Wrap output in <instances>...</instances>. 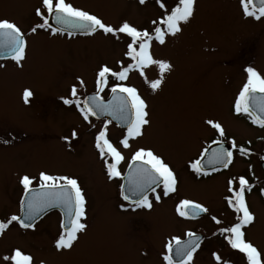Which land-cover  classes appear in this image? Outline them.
Here are the masks:
<instances>
[{
  "label": "rangeland",
  "instance_id": "rangeland-1",
  "mask_svg": "<svg viewBox=\"0 0 264 264\" xmlns=\"http://www.w3.org/2000/svg\"><path fill=\"white\" fill-rule=\"evenodd\" d=\"M66 2L96 15L107 25L118 27L127 21L138 30L151 32L155 27L152 21L159 22L178 0H161L163 9L156 0H146L144 5L139 0ZM41 3L42 0H0V19L16 23L27 41L25 58L19 65L15 61L0 63V221L7 222L10 216L18 215L23 195L20 177L36 178L44 171L78 180L86 200V219L82 221L86 228L71 249L57 251L55 242L61 233L57 212L39 221L31 231H22L13 222L0 235V264H10L3 256L15 248L31 255L33 264H160L159 257L165 256L163 244L190 228L189 223L176 217L181 200L199 203L213 215L219 213L212 203L220 196L217 184L224 191L227 181V187L221 177L219 182L207 180L200 184L192 176L191 164L203 149L197 139L199 126L206 128L203 121L208 119L219 122L225 132L222 139L237 143L234 131L238 123L234 122L249 120L234 112L235 99L247 82L246 69L252 67L264 77V20L245 16L240 0H195L194 14L181 25V31L175 36L166 35L164 45L152 43L154 59L171 65L161 88L153 92L145 82V78H159L156 65L145 68L144 77L133 70L123 81L135 87L145 100L150 123L143 127L140 137L130 139L127 149L118 144L120 133L113 126L107 127L109 140L124 158L132 149H151L170 166L177 180L176 191L163 195L161 202L153 205V211L145 212L126 206L121 210L116 187L101 173L94 149L95 136L104 126L84 121L74 104L63 103L64 99H73V86L79 99L94 93L100 66L118 71L121 65L131 63L125 56L129 38L120 34L117 39L102 31L69 39L43 29L33 34L30 29L41 22L35 15ZM26 89L32 93L27 103L23 97ZM109 93L106 88L103 98ZM73 131L76 138L71 137ZM94 131L97 133L93 136ZM241 136L254 138L264 152V128L246 125L245 129L242 125ZM123 137L122 134L120 138ZM240 140L239 147L248 151L253 148V141L246 144ZM254 169L252 161L240 165L239 177L253 183ZM251 212L255 219L247 231L253 239H260L264 236V209L257 205ZM207 222L204 220L200 229L206 235ZM215 232L213 227V235ZM213 253L221 258L220 264L226 263L218 247L206 250V259L201 255V263L195 264H217Z\"/></svg>",
  "mask_w": 264,
  "mask_h": 264
},
{
  "label": "snow or ice",
  "instance_id": "snow-or-ice-1",
  "mask_svg": "<svg viewBox=\"0 0 264 264\" xmlns=\"http://www.w3.org/2000/svg\"><path fill=\"white\" fill-rule=\"evenodd\" d=\"M146 0H139V4L144 5ZM243 13L248 17L260 19L264 17V0H259L260 7L253 6L250 10L249 5L254 4V0H240ZM156 3L163 9L165 4L161 0ZM195 0H178L177 5L166 12L164 16L157 21H152L155 27L151 32L149 30H138L130 25L127 21L118 27L105 24L96 15L83 9L73 6L66 0H42L41 7L35 9V15L41 22L35 24L31 33H37L38 30H50L52 35L57 33H67L69 36L76 32L85 35H93L98 30L105 35H111L119 39L120 34L129 38L127 42V56L132 62L126 67L121 65L118 71H114L107 65L99 67L96 73V93L91 97H86L81 101L77 96V88H71L73 99H64L65 105H75L80 112L83 120L88 122L91 116L97 118L107 115L120 121L127 129V134L119 141V144L127 149L130 147L129 140L140 137L142 129L150 121L147 119V104L133 86H128L122 81H126L129 73L133 70L139 72L144 77L145 68L156 65L159 70V78L145 82L153 92L159 90L163 84L164 74L170 71L169 62L160 59H154L150 49L153 41L159 45H164L166 35L175 36L181 31V25L190 21L194 14ZM50 18L52 23H50ZM55 25V27L52 26ZM163 25V27H161ZM27 47L26 35L24 31L14 22L8 19H0V56L10 57L17 65L25 58ZM3 65H0L2 67ZM248 74L247 82L239 91L234 103V112L236 114H246L253 124H258L264 128V77H261L252 67L246 69ZM116 81L110 88L111 99L105 103L104 98L100 95L109 85V80ZM83 86V80L79 81ZM32 95L31 91L25 90L23 97L25 103ZM109 121H105L104 127L98 131L95 136V148L98 150L102 159L105 156L110 158L105 160V167L108 179L122 178L119 170L120 163L125 159L122 152L113 145L108 139L107 127ZM210 125L220 137H224L223 126L216 121L208 119L205 121ZM77 133H71L72 138H76ZM68 140L67 137L64 138ZM7 143V141H4ZM213 147L210 144L201 153V159L191 164V168L196 173L203 171L207 175V167L218 170L217 166L228 168L233 162V150H238L241 155H248V149L240 146L237 149L235 141H231L232 149L223 147V140H214ZM210 153V154H209ZM205 160L207 163L205 164ZM127 173V191H122L123 199L135 205L136 208L151 209L152 203L149 200V192L156 193L157 188L162 187L163 195L168 196L176 191L177 180L174 172L164 160L156 155L151 149L139 148L131 156L128 164ZM34 179L28 175L20 177L19 183L23 187L24 198L22 216L12 215L7 222L0 221V235L13 223L16 222L21 228L28 229L34 227L36 218L47 208L58 207L65 216L62 221V231L55 242L57 251L71 249L78 238V234L86 228L83 219L86 216V200L83 191L76 178L67 175H50L41 171L38 175V188H32ZM235 178L228 180L229 196L225 197L228 206L236 213V223L220 229L227 243L232 249L238 250L246 257L247 264H262L261 253L249 241L245 239L243 228L254 222V214L249 210L246 203L245 193L251 191L252 185L249 181L241 176L238 178V187L234 186ZM264 195V190H262ZM160 195L156 194L157 202ZM181 217L196 218L201 213H206L208 209L194 201L184 199L179 202L176 209ZM215 223L221 221L212 217ZM226 234V235H225ZM187 240H181L173 237L166 244L168 254L163 257L166 264H190L193 253L200 247L199 238L192 232H188ZM217 264H220L221 258L213 253ZM3 260L10 264H33V257L25 254L19 248L12 250L10 255H4Z\"/></svg>",
  "mask_w": 264,
  "mask_h": 264
},
{
  "label": "flooded vegetation",
  "instance_id": "flooded-vegetation-1",
  "mask_svg": "<svg viewBox=\"0 0 264 264\" xmlns=\"http://www.w3.org/2000/svg\"><path fill=\"white\" fill-rule=\"evenodd\" d=\"M258 5H260L259 1H258ZM252 7H253V5H249L250 10ZM259 7H257V8H259ZM262 18L264 20V17H262ZM57 34L60 36H64L65 38H68V39L74 38V36L89 37V36L94 35V34L93 35L73 34V35L69 36L66 32L63 34H60V33H57ZM155 44H158V43L155 42ZM8 61L11 62L13 60L10 59V60H7L6 62H8ZM129 61L132 62L130 59H129ZM4 62L5 61H0V63H4ZM113 83H111V84L113 85ZM241 88H240V90H241ZM108 89H110V88H108ZM104 91L100 94L101 96L103 95ZM242 115H244L245 117L247 116L246 114H242ZM89 120H90V122H89L90 124L97 123V124H102V126H104L105 121H109L108 126H113V128L116 129L118 133H120L119 134L120 136L117 134L118 144H119V141L122 139V138H120L121 135L123 134L125 136L127 134L126 128L121 129L111 119H100V120H98V119L89 118ZM205 121L206 120H204L203 122H204V125L206 126V128L203 129V127L199 126L200 130L198 132L197 139L202 144L203 149L200 152V154L198 155V157L196 158V160L201 159V153L210 144H212L213 147H217V145L212 143L214 140H223L222 137L217 135V132L214 129H212L210 125L205 123ZM248 121L251 124H249ZM248 121L241 119L239 121L234 122V123H238V124H236V126H237V128H235L236 131H234L237 134V136H236V138H237L236 139L237 140V143H236L237 149L239 148V139H241L240 141L246 142V144H248L247 141H253L254 142L253 148L248 151L249 152L248 155H241L238 150L232 149V145L229 141L227 142V141L223 140L224 141L223 147L227 148L229 150H233V162L228 166V168L225 169L222 166L218 165L217 166L218 170H213L211 167H207L206 168V171L208 172L207 175H204L203 171L199 174L196 173L195 171H193L192 173L194 175H192V176H194V177L196 176L198 178L197 182L200 184H201V181H207V180L219 182L218 177H221L222 181L225 184V180L228 183L229 179L235 178V186L238 187L239 166L246 164L248 162H251V161L254 162V166H255V169L253 171L254 182L251 183L248 180L249 183L252 185V188H251V191H246V193H245L246 203L249 207V210L251 211V210H254V207H256L257 205H261L264 209V195L261 194L262 190H263V185H264V152H261L260 149L257 147V142H255L254 138L243 137V136L239 137V127H240V129H242V125L244 126L245 129H246V125L248 127H252V128H255V127L261 128L258 124H253L251 121V118H249ZM96 133L97 132H95L93 134V136ZM96 150L94 149V153H96V155H98V157H99L98 161L101 163V166H102V172L101 173H103V175L105 177V175L107 176L106 167H105V160L107 159L110 162V158L105 156L104 159H102L98 150L97 151ZM136 150L137 149H134V150L132 149L131 152L129 153L128 157H126L118 166L119 170L122 174V178H113L111 180L108 179V177L105 178V179L112 182V187H114V186L116 187L115 188V194H116L115 196H117V198H119V205L120 204L122 205L121 210H123L125 208V206H126V208L127 207H135V205H133V204H131V203H129L123 199L121 191H122V185L124 183L125 175L127 174L128 170H129L128 164L131 161L132 154ZM196 160H194L192 163H194ZM206 163H207V161H205V164ZM127 184H128V181H127ZM226 184H225V186L227 187ZM217 187L220 190V192L218 193V195H220V196L216 197L215 201H213L212 204L217 209V212L219 211L218 215H216V214L213 215L212 213H208V211H207L206 213H202L201 215H199L196 218H185V217L179 216L178 213L176 212L177 219L182 220L183 222L185 221L186 223H189L190 228H188V230L186 232H184L183 234H181V235L178 234V236H175V237H178L181 240H186L187 239L186 234L188 232H192L199 238L200 247L193 253V258H192V261L190 262V264L201 263L202 258H203V257H201V255L205 256V259H206V255H205L206 250H211L213 248L218 249V247H219V250L221 252H223L224 255L226 256V260H224L226 263H222V264H247V260H246V257L244 256V254L240 253L238 250L232 249L230 247V245L227 243V240L224 238V235H222L220 233L221 228L228 227V226L236 223L237 221H236V213H234V211L228 206L227 201L225 200V197L230 195V193L228 192V188H226L224 191H222V185L221 184H217ZM160 191H161V193H160ZM173 193H170L169 195H171ZM225 193H228V194L225 195ZM156 194H159V195L161 194L160 197L163 199L162 187L157 188L156 193H152V192L148 193L149 200L152 203V207H151V209L141 208L143 211L151 212V211H153V205L155 203L161 202V198H160L159 202L156 201V199H155ZM119 205H118V207H119ZM212 217H216L218 220L221 221V223L220 224L215 223V221L212 219ZM85 219H86V216L83 219V221H85ZM204 220L209 221V222H207L208 228H209L208 235L204 234V232H202L200 230L201 225L203 224ZM213 227H215V231H216L214 234L215 236L213 235ZM248 227L249 226H246L245 228H243V231L245 232V239L247 241L251 242L258 249V251L261 253V258L264 259V236H262L260 239H258V238L253 239L252 236H250L249 231H247ZM214 237H215V240H213ZM167 243L168 242H166V244ZM218 243H219V245H218ZM166 244H163L164 247L162 248V251H164L165 255L168 254L167 249L165 247ZM209 256H211V255H209ZM135 259L139 263L140 259H138L136 256H135ZM159 259H160V261H159L160 264H166L163 257H159ZM203 262L206 263L205 260ZM174 264H175V261H174Z\"/></svg>",
  "mask_w": 264,
  "mask_h": 264
},
{
  "label": "water",
  "instance_id": "water-1",
  "mask_svg": "<svg viewBox=\"0 0 264 264\" xmlns=\"http://www.w3.org/2000/svg\"><path fill=\"white\" fill-rule=\"evenodd\" d=\"M258 1L259 0H254V4H253V6H255L256 8L257 7H259L260 5H258ZM50 23H52V21H51V19H50ZM52 26L53 27H55V25L54 24H52ZM76 33H80V32H76ZM5 58H10V57H3V56H0V59H5ZM87 97H91V96H87ZM110 99H111V97H110ZM109 99V100H110ZM108 100V101H109ZM108 101H106L105 103H107ZM94 118H96V119H98V120H100V119H103V118H106V119H111L114 123H116L118 126H120V127H124L123 126V124L120 122V121H118V120H116V119H114L113 117H111V116H107V115H103V116H101V117H99V118H97L96 116H93ZM210 154V153H209ZM206 161V160H205ZM129 171V170H128ZM128 173V172H127ZM126 176H127V174H126ZM126 180H127V177H125L124 178V184H123V187H122V191H127V183H126ZM263 190H264V186H263ZM123 197V196H122ZM24 198V197H23ZM52 210H58V211H60L61 212V214H62V217H63V221H65V216L63 215V213H62V210L60 209V208H58V207H50V208H47L45 211H43L37 218H36V220L33 222V223H35L38 219H40L42 216H44L46 213H48V212H50V211H52ZM24 214V212H23V205H22V203H21V207H20V216H22ZM202 214V213H201ZM200 214V215H201ZM175 261V260H174Z\"/></svg>",
  "mask_w": 264,
  "mask_h": 264
}]
</instances>
